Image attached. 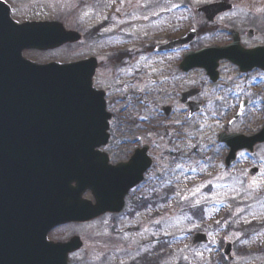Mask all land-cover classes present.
Returning a JSON list of instances; mask_svg holds the SVG:
<instances>
[{
  "label": "rangeland",
  "instance_id": "1",
  "mask_svg": "<svg viewBox=\"0 0 264 264\" xmlns=\"http://www.w3.org/2000/svg\"><path fill=\"white\" fill-rule=\"evenodd\" d=\"M219 1H15V7H28L16 17L59 22L82 37L55 50H31L24 58L39 65L97 60L93 87L105 92L112 113L110 142L102 149L110 163L126 162L149 146L152 166L119 215L48 235L52 242L81 239L83 249L68 264H264V144L239 152L226 168L228 149L217 140L222 132L251 136L264 127V73L240 74L222 61L219 80L211 83L201 70H177L182 53L144 52L203 26L188 50L227 45L230 32L242 47H264V0H226L232 12L208 26L196 9ZM190 89L200 90L192 100L203 105L192 118L179 104V94ZM243 100L248 107L231 123ZM163 106L175 108L169 119L160 114ZM251 168L258 175L249 176ZM84 198L92 200L89 193ZM196 233L205 234L208 244L190 247Z\"/></svg>",
  "mask_w": 264,
  "mask_h": 264
},
{
  "label": "water",
  "instance_id": "2",
  "mask_svg": "<svg viewBox=\"0 0 264 264\" xmlns=\"http://www.w3.org/2000/svg\"><path fill=\"white\" fill-rule=\"evenodd\" d=\"M230 10V5L220 3L198 12L211 22ZM194 35L157 51L179 49ZM78 40V34L57 22L17 26L0 3V264H68V256L82 246L79 238L54 244L46 241L49 232L63 224L120 213L124 197L151 165L147 148L117 167H109L107 156L96 151L108 142L110 115L103 94L92 91L95 60L37 65L21 55L24 50H53ZM221 60L242 73L264 71V48L244 50L233 34L232 44L187 54L180 67L204 69L215 82ZM198 93L182 94V102ZM246 105L241 104L234 120ZM189 107L191 116L200 105ZM218 140L229 148V167L238 151L252 152L255 144L264 143V128L252 137L222 133ZM256 173L252 169L249 174ZM87 191L94 205L82 199ZM202 243H207L206 236L196 234L191 246ZM226 248L228 254L229 245Z\"/></svg>",
  "mask_w": 264,
  "mask_h": 264
},
{
  "label": "flooded vegetation",
  "instance_id": "3",
  "mask_svg": "<svg viewBox=\"0 0 264 264\" xmlns=\"http://www.w3.org/2000/svg\"><path fill=\"white\" fill-rule=\"evenodd\" d=\"M0 1L3 2L6 6H8V7H6L8 9V16L15 23L20 24V23H23L26 21H32V19H28L26 17H16L17 13L23 11L24 9H27L28 7L27 8L26 7H15V5H16L15 1L16 0H0ZM26 53H28V52H23V55H25ZM173 53H178V52H170V53H166V55L167 54H173ZM176 66H177V70H178L179 69L178 65H176ZM171 108H172V110H174V107H171Z\"/></svg>",
  "mask_w": 264,
  "mask_h": 264
}]
</instances>
